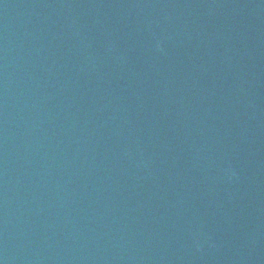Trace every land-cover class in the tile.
<instances>
[{
	"label": "water",
	"instance_id": "1",
	"mask_svg": "<svg viewBox=\"0 0 264 264\" xmlns=\"http://www.w3.org/2000/svg\"><path fill=\"white\" fill-rule=\"evenodd\" d=\"M0 264H264V0H0Z\"/></svg>",
	"mask_w": 264,
	"mask_h": 264
}]
</instances>
